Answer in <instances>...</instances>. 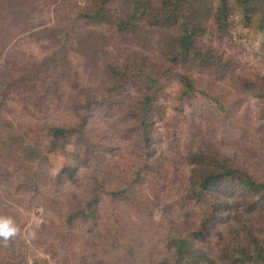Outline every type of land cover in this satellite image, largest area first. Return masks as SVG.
I'll list each match as a JSON object with an SVG mask.
<instances>
[{
    "label": "rangeland",
    "instance_id": "1",
    "mask_svg": "<svg viewBox=\"0 0 264 264\" xmlns=\"http://www.w3.org/2000/svg\"><path fill=\"white\" fill-rule=\"evenodd\" d=\"M98 1L0 0V217L18 228L0 264H180L184 238L216 264L242 259L252 226L264 238L258 198L196 190L208 164L264 184V29L236 0L225 23L199 0L196 46L175 63L181 24L117 31L83 17ZM146 75L162 76L148 128Z\"/></svg>",
    "mask_w": 264,
    "mask_h": 264
},
{
    "label": "trees",
    "instance_id": "2",
    "mask_svg": "<svg viewBox=\"0 0 264 264\" xmlns=\"http://www.w3.org/2000/svg\"><path fill=\"white\" fill-rule=\"evenodd\" d=\"M118 0H99L96 5H94L90 13H83V17L87 18L93 23H109L114 29L122 32H137L140 28L141 21L144 20L146 15H153L158 17V24L160 23H174L181 24L182 30L180 31L179 37L177 39V48L179 50L178 54L173 57V62L177 63L179 57L184 55L186 58L190 56L192 49L196 46V38L198 35L197 25L193 24L194 18H197V10L193 9L195 3L199 0H158V6L154 4L152 0H127L124 4L122 13H113L108 5L112 2ZM218 1V6L216 7L215 18L216 20L227 22L232 4L230 0H212V2ZM237 4L241 7L244 17L247 22H252L256 19V23L261 29H264V0H236ZM206 2V0L202 1ZM190 5L191 9H187V14L182 11L183 7ZM157 9V10H156ZM208 11V5H207ZM197 59H203L205 56L201 52H197ZM111 73L113 75L119 74L118 67L111 68ZM124 76H130L126 70L124 71ZM147 79L142 81L143 88L145 87L143 95V105L144 113L139 121L140 125H144L148 128V117L146 114L150 112L149 106L153 104V93L154 89L161 84L160 78L162 76H152L146 75ZM181 82L187 87L185 94H190L191 91H196L195 85L193 84V79L187 75H181ZM246 86L250 89L256 88V83L248 81ZM2 111V106L0 105V112ZM67 130L63 127H53V134L55 137L59 135H64ZM148 133V130L145 132ZM146 141L147 136H144ZM226 181L238 184L243 188L246 195H253L258 198L257 202H254V210L259 209L264 211V184L254 180V177L243 169L231 167L228 165H212L208 164L204 167L201 176L198 179V186L196 191L202 193H212L217 192L222 194L221 197H216L215 202L222 203V197L225 195L229 188ZM123 192H120V194ZM234 196V195H233ZM232 197V196H231ZM230 204L227 203L226 206ZM217 211V207H214ZM251 238H253L254 243L250 244L252 253L246 254L242 259L231 258L230 264H264V238L263 231L256 229L252 226L250 229ZM255 234L256 236H254ZM262 234V235H261ZM261 235L260 237H258ZM262 237V238H261ZM177 255L179 257L180 264H216L207 254L203 253L201 250H196L193 244L186 240L185 238L178 242L177 240ZM241 254H245L241 252ZM161 264H168L162 262Z\"/></svg>",
    "mask_w": 264,
    "mask_h": 264
},
{
    "label": "clouds",
    "instance_id": "3",
    "mask_svg": "<svg viewBox=\"0 0 264 264\" xmlns=\"http://www.w3.org/2000/svg\"><path fill=\"white\" fill-rule=\"evenodd\" d=\"M18 228L11 218L0 217V238L5 240L16 235Z\"/></svg>",
    "mask_w": 264,
    "mask_h": 264
}]
</instances>
